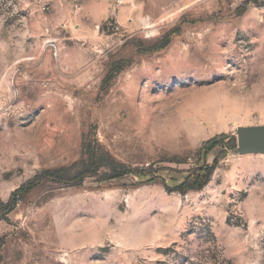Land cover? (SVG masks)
<instances>
[{"label":"rangeland","instance_id":"374dc122","mask_svg":"<svg viewBox=\"0 0 264 264\" xmlns=\"http://www.w3.org/2000/svg\"><path fill=\"white\" fill-rule=\"evenodd\" d=\"M169 37V43H162ZM121 69L109 81V71ZM264 0H0V202L86 148L107 169L0 207V264H264ZM235 138L236 148L203 145Z\"/></svg>","mask_w":264,"mask_h":264},{"label":"trees","instance_id":"16d2710c","mask_svg":"<svg viewBox=\"0 0 264 264\" xmlns=\"http://www.w3.org/2000/svg\"><path fill=\"white\" fill-rule=\"evenodd\" d=\"M169 43V37L162 43V47ZM121 69L112 68L105 81H109L112 76ZM229 147L230 149L236 148L235 138H226L221 140L213 138L207 141L201 151L203 157L206 158L217 147ZM85 158L79 162L72 164L69 167H63L53 170H44L34 176L27 183L23 184L12 193L10 200L7 203L0 202V207L4 206L7 212L12 211L17 204L24 199L32 190L38 187L41 183H53L65 187L80 186L86 179L98 176L102 169H107L108 173L105 180H113L125 176L149 177V182H154L161 177L158 175L160 172H172L176 175L183 177L182 182L175 188L180 193L187 191L201 190L210 180L212 168L209 164L203 163L199 166H191L187 169H180L172 167H158L150 166L146 169H126L115 165L101 154L86 148L84 153Z\"/></svg>","mask_w":264,"mask_h":264},{"label":"water","instance_id":"95a60500","mask_svg":"<svg viewBox=\"0 0 264 264\" xmlns=\"http://www.w3.org/2000/svg\"><path fill=\"white\" fill-rule=\"evenodd\" d=\"M237 148L240 152H263L264 132L241 133Z\"/></svg>","mask_w":264,"mask_h":264}]
</instances>
